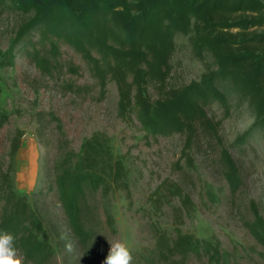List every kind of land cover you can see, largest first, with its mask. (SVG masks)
<instances>
[{
  "label": "trees",
  "instance_id": "obj_1",
  "mask_svg": "<svg viewBox=\"0 0 264 264\" xmlns=\"http://www.w3.org/2000/svg\"><path fill=\"white\" fill-rule=\"evenodd\" d=\"M0 8L22 15L0 67L12 66L22 52L47 74L60 64V47L72 48L100 97L107 82L114 81L119 110H132L145 135L177 133L184 150L193 144L214 149L229 194L241 189L240 164L222 134V121L229 115L232 93L252 112L247 132L257 129L264 134V0H0ZM177 34L187 36L203 71L195 80L172 85L168 80ZM68 69L77 73L73 64ZM148 85L155 89V98L146 95ZM213 104L221 109L219 116ZM8 120V112L0 109V130ZM18 139H10L7 161L0 164V232L14 235L24 264H49L53 247L43 219L26 194L14 187ZM244 139L245 133L234 141ZM51 175L48 187L39 191L41 201L54 190L67 235L85 259L96 257L93 235L106 228L112 231L110 216L101 210L96 195L103 197L113 187L128 188L122 157L114 153L104 132L94 131L77 150L68 146L60 151ZM155 194L154 205H169L175 225L170 232L155 226L152 246L133 255L135 264L227 262L230 254L217 240L195 237L176 226L192 209L189 194L175 182ZM172 199L178 203L171 204ZM247 208L250 217L243 225L264 247V215L253 200ZM55 235L61 237L58 231Z\"/></svg>",
  "mask_w": 264,
  "mask_h": 264
},
{
  "label": "rangeland",
  "instance_id": "obj_2",
  "mask_svg": "<svg viewBox=\"0 0 264 264\" xmlns=\"http://www.w3.org/2000/svg\"><path fill=\"white\" fill-rule=\"evenodd\" d=\"M21 20L20 12L0 8V57ZM175 43L168 83L180 85L197 79L203 65L192 55L187 36L177 34ZM59 57L60 64L47 74L22 52L12 66L0 67V109L9 114L0 130V164L7 161L10 139L19 135L14 187L26 194L43 219L53 247L49 264H102L108 243L115 239L126 241L133 255L150 248L155 226L170 232L175 225L171 207L153 203L155 192L168 182L177 183L192 202V209L176 225L180 231L217 240L220 249L230 254L225 264H264V247L243 225L250 217V200L259 204L264 215V134L257 129L247 132L253 119L247 104L238 103L230 93V112L222 121V134L239 161L243 181L241 189L230 195L214 149L193 144L184 150L183 138L177 133L145 135L132 110H119L114 81L107 82L100 97L77 52L62 45ZM69 64L77 66V73L68 69ZM145 92L150 98L157 96L150 85ZM213 109L221 114L217 104ZM94 131L104 132L114 153L122 157L128 188L113 187L103 197L96 195L99 207L110 216L112 231L106 228L93 235L98 253L85 259L83 250L66 233L54 190L50 189L44 203L39 191L48 187L51 166L60 151L68 146L77 150ZM244 133L243 141H234ZM177 203L172 199L171 204ZM189 264L207 263L191 259Z\"/></svg>",
  "mask_w": 264,
  "mask_h": 264
},
{
  "label": "clouds",
  "instance_id": "obj_3",
  "mask_svg": "<svg viewBox=\"0 0 264 264\" xmlns=\"http://www.w3.org/2000/svg\"><path fill=\"white\" fill-rule=\"evenodd\" d=\"M102 264H133V252L126 241L115 239ZM0 264H24V257L16 247L15 237L9 232H0Z\"/></svg>",
  "mask_w": 264,
  "mask_h": 264
}]
</instances>
